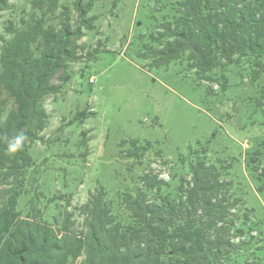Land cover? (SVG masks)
Returning a JSON list of instances; mask_svg holds the SVG:
<instances>
[{"label":"trees","instance_id":"1","mask_svg":"<svg viewBox=\"0 0 264 264\" xmlns=\"http://www.w3.org/2000/svg\"><path fill=\"white\" fill-rule=\"evenodd\" d=\"M58 1L29 0L28 17L18 24L8 20L0 33V264H264L251 251L252 211L236 194L241 183L230 178L234 160L211 162L207 145L179 155L175 166L186 174L173 172L170 181L149 169L114 198L98 186L77 208L79 223L67 210L71 194L44 201L30 154L48 125L44 99L61 92L71 64L95 61L101 48L79 43L83 30L94 28L81 0L73 1L75 22ZM9 9V0H0V14ZM160 12L149 16L154 24L147 35H138L142 57L185 62L198 83L217 82L221 91L229 66H248L251 83L264 79V0H162ZM258 96L264 113V86ZM18 133L26 139L13 153L8 141ZM127 142L120 157L132 159L133 168L151 144L130 140L121 146ZM244 161L255 192L264 197V141ZM49 206L58 210L48 217Z\"/></svg>","mask_w":264,"mask_h":264},{"label":"rangeland","instance_id":"2","mask_svg":"<svg viewBox=\"0 0 264 264\" xmlns=\"http://www.w3.org/2000/svg\"><path fill=\"white\" fill-rule=\"evenodd\" d=\"M73 1L59 0L58 5L69 7L75 22ZM9 3L10 9L0 14V33L8 20L18 24L32 11L29 0ZM81 3L94 17V28L83 30L79 43L90 48L101 43V48L95 61L71 64L67 70L71 79L61 92L44 99L49 115L47 128L41 133L44 140L30 148L39 167L38 184L45 192L44 201L52 194H71L67 210L79 223L82 218L77 208L98 186L114 198L149 169L170 181L173 172L186 174V169L175 166L179 155H186L190 146L207 145L211 162L217 158L234 160L230 178L241 183L237 186L242 191L236 194H241L252 211L248 224L253 230L247 237H253L256 245L251 251L264 258V197L255 192L244 161L246 153L264 141V113L256 103L264 79L251 83L248 66H229L223 71L227 87L221 91L217 82L198 83L185 62L157 64L142 57L138 35H147L152 28L154 19L149 16L153 12L155 16L162 14L155 13L162 0ZM59 74L52 80L54 85L60 84ZM218 74L219 70L212 77ZM82 132L86 133V145ZM130 140L151 144L141 164L133 168L129 167L132 159L120 157V151L128 147V142L124 147L121 143ZM157 150L161 155L155 154ZM20 203L23 207L24 196ZM57 210L49 206L45 213L49 217Z\"/></svg>","mask_w":264,"mask_h":264},{"label":"clouds","instance_id":"3","mask_svg":"<svg viewBox=\"0 0 264 264\" xmlns=\"http://www.w3.org/2000/svg\"><path fill=\"white\" fill-rule=\"evenodd\" d=\"M25 139L26 137L23 133L16 134L13 139L8 141V150L13 153L18 150H21Z\"/></svg>","mask_w":264,"mask_h":264}]
</instances>
